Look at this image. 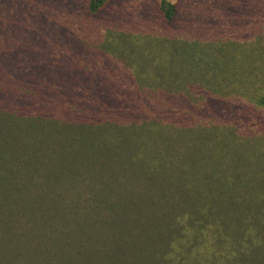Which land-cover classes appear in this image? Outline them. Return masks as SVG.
Wrapping results in <instances>:
<instances>
[{
    "label": "rangeland",
    "instance_id": "374dc122",
    "mask_svg": "<svg viewBox=\"0 0 264 264\" xmlns=\"http://www.w3.org/2000/svg\"><path fill=\"white\" fill-rule=\"evenodd\" d=\"M262 97L264 0H0V264H264Z\"/></svg>",
    "mask_w": 264,
    "mask_h": 264
},
{
    "label": "trees",
    "instance_id": "16d2710c",
    "mask_svg": "<svg viewBox=\"0 0 264 264\" xmlns=\"http://www.w3.org/2000/svg\"><path fill=\"white\" fill-rule=\"evenodd\" d=\"M107 1L108 0H89V11H90V13H92V14L98 13L105 6V4H106ZM160 7H161V11L163 12L164 17L166 18V20L173 21V19L175 17V14H176L175 5L172 2H170V1H163ZM106 83L109 86L112 85V86L116 87L115 80L113 78L110 79L109 76H108V79H107ZM108 89H111V88H108ZM111 92H114V91H111ZM23 100H21V104H22ZM37 102L38 101H37V98L36 97H29V98H27V99L24 100V103L25 104L26 103H35L36 104ZM52 103H55V101L54 102L52 101ZM259 104H261L262 106H264V97H262L260 99ZM101 105L102 104H97V106H100V107L94 106V107H91V109H94V110L100 109L101 108ZM57 106L62 107V104H60L59 102H57ZM65 120L66 119L63 118V117L57 119V121H59L61 123H65ZM116 124H118V123H116V122L114 123V122H112L110 120H105V121H101V122H98V123H96L94 121H86L85 123H82V124H80L78 126L82 127V129H83L84 132L85 131H88L89 132L91 130H94V131H102L104 133V131L109 130L110 127L117 126ZM88 141H90V140H88ZM109 165L107 164V166H109ZM162 165H163V163H159L157 161L156 162H151V161L148 162V166L150 167L151 170L148 169L147 172H149L150 177H151V180L153 179L152 175H156L155 177L158 176V174L155 173V171H156L155 169H158L160 171L159 174L162 175V168H163ZM151 183L153 184V181H151ZM163 184H164V182H163ZM251 184H253V183H251ZM242 203H243V201H242ZM245 207H246V205H245ZM245 223H244V225H245ZM221 237L222 236H219V238H221ZM243 241H244V239H243ZM242 245L238 246L239 247V251H236V252H238L239 254H241V256L243 258V260H241V262H243L244 264H246L245 263V259L247 260V263H248L247 252H249V249H245L244 248V246L246 245V243H242ZM103 257H104L103 264H116L115 263V260L113 258V255L109 254L108 252L106 254H104ZM106 260L108 261L107 263H105ZM249 264H251V263H249Z\"/></svg>",
    "mask_w": 264,
    "mask_h": 264
}]
</instances>
